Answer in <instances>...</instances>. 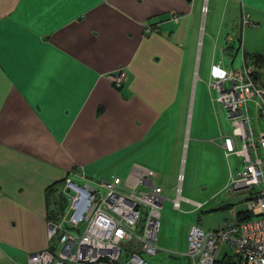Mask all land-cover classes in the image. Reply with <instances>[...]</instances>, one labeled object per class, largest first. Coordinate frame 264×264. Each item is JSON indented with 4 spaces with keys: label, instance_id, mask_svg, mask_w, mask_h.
Segmentation results:
<instances>
[{
    "label": "crops",
    "instance_id": "crops-1",
    "mask_svg": "<svg viewBox=\"0 0 264 264\" xmlns=\"http://www.w3.org/2000/svg\"><path fill=\"white\" fill-rule=\"evenodd\" d=\"M199 37L209 67H232L239 50L264 58V0H0V264L48 248L47 188L71 170L180 175ZM119 68L117 87L106 74ZM225 185L180 200L206 204Z\"/></svg>",
    "mask_w": 264,
    "mask_h": 264
},
{
    "label": "built area",
    "instance_id": "built-area-1",
    "mask_svg": "<svg viewBox=\"0 0 264 264\" xmlns=\"http://www.w3.org/2000/svg\"><path fill=\"white\" fill-rule=\"evenodd\" d=\"M168 15L177 21V13L170 11ZM242 22L248 23L245 16ZM156 30L154 25L145 26L143 34ZM240 61L237 69L212 62L206 88L215 91L210 101L220 105L230 124L229 132L220 134L219 146L225 157L232 153L241 162L234 175L229 172L224 189L227 193L245 192L244 207L235 210L230 206L229 218L215 229L190 225L182 254L188 264H213L221 245L230 250L228 264H264V129L257 128L254 134L250 124L252 119L264 123V66H256L242 55ZM106 77L118 87L127 75L119 68ZM154 177L151 169L138 165H132L124 178L91 179L80 171H69L61 182L65 212H56L46 226L47 239L51 242L55 238L57 249H50L49 244L28 253L25 264H150L140 253L156 252L164 198ZM180 199L177 187L171 199L174 209L179 208ZM188 201L194 209L203 205ZM237 212L248 218L236 220Z\"/></svg>",
    "mask_w": 264,
    "mask_h": 264
},
{
    "label": "rangeland",
    "instance_id": "rangeland-1",
    "mask_svg": "<svg viewBox=\"0 0 264 264\" xmlns=\"http://www.w3.org/2000/svg\"><path fill=\"white\" fill-rule=\"evenodd\" d=\"M205 46L206 43L203 42L201 49V39L199 37L195 45L193 61L195 78L189 91L183 129V143L176 171V174H180V180L177 181L175 174L172 176L170 172L166 171L160 172L153 179L154 184L160 187L161 195L164 198L158 216V231L155 240L156 252L154 254H147L143 251L140 253L150 264H188L186 258L182 256L187 248L186 235L188 227L196 224L203 230L211 229L223 216L222 212L225 213V206H233L235 210L243 209L244 207L245 192L227 193L226 190L220 192L215 201L211 200V203L203 204V206L195 210H193L194 208L190 203L183 200H180L178 209H174L171 205V199L176 196L177 187L179 188L180 196L196 201L208 200L209 195L221 183L227 182L229 172L234 175L235 169L241 167L238 157L232 153L225 157L219 147V136L229 132L230 124L220 105L210 101V97L215 95V91L207 92L206 89L210 57ZM240 59L239 50L231 62L232 68L237 69L240 67ZM228 67L231 66L228 65ZM249 115L253 117V112L250 108ZM250 124L254 134L257 133V128L260 130L264 129V123L260 120L256 123L252 119ZM195 138L199 141H197V146L194 147ZM238 147L239 145L237 144L235 148L237 149ZM202 165L207 166L202 167ZM61 184L53 186L50 191L52 203L60 206H55L57 214L65 212ZM216 201L223 208H217V204H213ZM82 227L83 223H80L79 230ZM49 243L50 249L55 251L57 249L56 239L53 238ZM224 251L226 252L224 254L225 257L228 258L230 250L226 245H221L217 253L219 261L222 259L220 256Z\"/></svg>",
    "mask_w": 264,
    "mask_h": 264
},
{
    "label": "trees",
    "instance_id": "trees-1",
    "mask_svg": "<svg viewBox=\"0 0 264 264\" xmlns=\"http://www.w3.org/2000/svg\"><path fill=\"white\" fill-rule=\"evenodd\" d=\"M242 56L248 62H251L252 61L256 66H259V67L264 66V58L260 54H256V55H253V56H250V57L246 56L245 54H242ZM52 188L53 187L51 185L47 188V191H48V194L49 195L51 194L50 191H51ZM55 206L56 207H60V206L56 205L55 203H53V210L52 209L50 210V212H49V218H55V214L57 212V208H55ZM247 218H248V215H245V214H243L241 212H237L236 213V220H238V221H242V220H245ZM219 263L228 264L229 263V258H226L224 256V257H222V259L220 261L217 260L213 264H219Z\"/></svg>",
    "mask_w": 264,
    "mask_h": 264
}]
</instances>
